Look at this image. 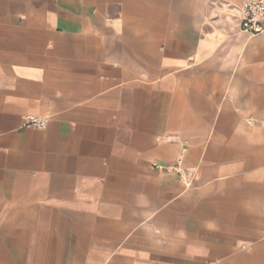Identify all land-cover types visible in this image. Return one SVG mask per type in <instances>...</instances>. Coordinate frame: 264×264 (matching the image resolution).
Returning <instances> with one entry per match:
<instances>
[{"label": "crops", "instance_id": "crops-1", "mask_svg": "<svg viewBox=\"0 0 264 264\" xmlns=\"http://www.w3.org/2000/svg\"><path fill=\"white\" fill-rule=\"evenodd\" d=\"M242 1L0 0V264H264Z\"/></svg>", "mask_w": 264, "mask_h": 264}, {"label": "built area", "instance_id": "built-area-1", "mask_svg": "<svg viewBox=\"0 0 264 264\" xmlns=\"http://www.w3.org/2000/svg\"><path fill=\"white\" fill-rule=\"evenodd\" d=\"M241 30L255 35L264 32V0H243L240 5ZM23 126L44 128L47 118L43 116L26 117Z\"/></svg>", "mask_w": 264, "mask_h": 264}]
</instances>
